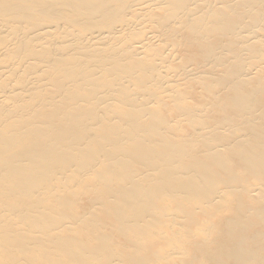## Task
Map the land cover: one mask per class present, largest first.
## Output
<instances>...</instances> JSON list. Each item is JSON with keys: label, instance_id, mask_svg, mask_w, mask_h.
<instances>
[{"label": "bare ground", "instance_id": "6f19581e", "mask_svg": "<svg viewBox=\"0 0 264 264\" xmlns=\"http://www.w3.org/2000/svg\"><path fill=\"white\" fill-rule=\"evenodd\" d=\"M0 264H264V0H0Z\"/></svg>", "mask_w": 264, "mask_h": 264}]
</instances>
